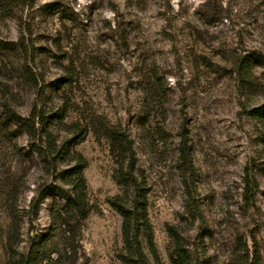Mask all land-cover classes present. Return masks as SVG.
Returning a JSON list of instances; mask_svg holds the SVG:
<instances>
[{"label": "rangeland", "instance_id": "1", "mask_svg": "<svg viewBox=\"0 0 264 264\" xmlns=\"http://www.w3.org/2000/svg\"><path fill=\"white\" fill-rule=\"evenodd\" d=\"M262 106L264 0H0V264H264Z\"/></svg>", "mask_w": 264, "mask_h": 264}, {"label": "trees", "instance_id": "2", "mask_svg": "<svg viewBox=\"0 0 264 264\" xmlns=\"http://www.w3.org/2000/svg\"><path fill=\"white\" fill-rule=\"evenodd\" d=\"M249 60V58H248ZM255 116L257 117H264V106L256 109L254 111ZM187 139H186V135H182L181 136V140H180V148H181V153L182 156L185 160V163H187L189 161V157H190V152H189V147L187 144ZM129 148V145H128ZM129 156L132 158L133 157V153L131 148H129ZM56 161V160H54ZM44 163L45 165L51 164L49 163L47 160L44 159ZM79 169L81 168H77L76 169H72L68 174V176H66V179H68L70 181L71 186L73 187V195H70L68 193H66L64 190H61L58 187H51L48 188L47 191L43 192V194H41V196L37 199H34L32 202V205L30 207V213L32 214V216L34 217V219H37L40 213V207L42 205V201L45 197V195H54L53 193L56 192V195H58L59 197H61L63 200H65L67 207L70 209L71 213H76L77 215L84 213V204L86 202V192H87V187H86V183L85 180L83 178V176L81 175V171H79ZM112 207L121 215V217L123 218V236H124V241L125 244H127V246L131 247L132 246V242H131V230H132V220H133V216L132 213L130 212V210H127L126 207L123 205V203L121 202V200H114L111 203ZM138 218V214L136 215ZM55 220H62V216L61 214H56ZM62 225V224H61ZM65 225V224H63ZM19 230V227L17 229L12 230L10 232L9 238L7 240V244H6V252L8 253V255L11 258V262L17 263V264H36L37 260L40 259L41 261L45 260L46 258H44V256L40 257L39 256L42 253H45V248L44 245L46 244V240H42L40 242H38L37 244H35V246H33L30 250L29 253L27 255L25 254H20L18 249H17V242L16 238L19 237V235L17 236V232ZM16 231V232H14ZM138 243H137V247H138ZM18 256H21V260L18 259ZM49 257V255L47 256ZM50 259V258H48ZM47 259V260H48Z\"/></svg>", "mask_w": 264, "mask_h": 264}]
</instances>
